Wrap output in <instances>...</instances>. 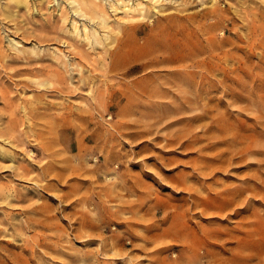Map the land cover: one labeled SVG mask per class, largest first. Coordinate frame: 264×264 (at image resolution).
<instances>
[{
    "label": "rangeland",
    "instance_id": "rangeland-1",
    "mask_svg": "<svg viewBox=\"0 0 264 264\" xmlns=\"http://www.w3.org/2000/svg\"><path fill=\"white\" fill-rule=\"evenodd\" d=\"M177 1L106 40L156 50L105 72L102 50L66 48L81 65L66 81L6 66L8 34L50 24L75 41L66 24L0 16V128L19 127L0 161V264H264V0Z\"/></svg>",
    "mask_w": 264,
    "mask_h": 264
},
{
    "label": "bare ground",
    "instance_id": "bare-ground-1",
    "mask_svg": "<svg viewBox=\"0 0 264 264\" xmlns=\"http://www.w3.org/2000/svg\"><path fill=\"white\" fill-rule=\"evenodd\" d=\"M176 1L177 0H5L4 5L2 7L0 6L1 7L0 16L3 17L4 19L9 20V21H13L14 19H17V21H15V22L13 21L15 25L20 24L24 20L28 21V19H27L28 16L31 18H35L36 15H41V16L43 15V17L45 19L46 18V16H45L46 12L45 11L51 10L50 18L51 19L53 18L52 20L54 21V23L56 25H57V23L66 24L67 28H63V29H66L65 33L67 32L66 33L67 35L69 34L70 36L76 38L75 41H70V40L64 39L62 36H60L58 33L55 32V25H50V24H47L48 26H46L43 29L42 28H39L37 30L32 29L31 31L26 32V33H25V31H22V37H19L18 35L11 36V34H8L7 35V38H8L7 42L10 46V48H9L10 51H8V53H11L12 55L14 54L15 56H13V58H14V60L16 59L17 61L9 62L8 64H6V66H9V68H8L9 70L14 71V72L12 71V73L10 72L12 74L11 76H17L22 71H26L28 73L30 72V73L36 74V75L37 74H44V73H46V74L52 73L56 76H59V80L63 81V80H65V74L70 72V70L73 69V71H74V68H76V67H77V69L81 70L80 63H77V62L73 63V61L66 54L65 49L66 48L71 49L72 54L75 55V58L78 57L79 59H86V58L90 57V53L87 52L88 49H92V48L94 49L95 48L97 50L98 49L102 50V52H104V54H105L103 59L106 61L107 60L109 61L108 65L104 69L105 72L118 70L119 68H126V66L131 62L130 56L133 53L136 54L138 52L140 55L146 56L148 53H151L152 51L156 50L157 46H155V44L153 42H149L147 44V46H145V45L144 46H138V45H136V43L134 41H130L129 39H127V40L120 42V43L117 42L116 46L112 50L111 49L108 50L110 47L107 48L109 43L106 42V40L113 38L112 32L114 31V29H117L118 27H120L119 30L120 29H123L124 31L130 30L133 33H138L143 28L140 29V27H138L136 25H131V23H133L135 21V18L143 17L145 15V13L149 12V11H153L154 13H162L164 11L165 6L170 5L171 3H175ZM181 1H183V0H181ZM184 3H185V1H184ZM256 11H257L256 14L264 16V8H257ZM52 12H56L59 14L57 16V15L52 14ZM170 13L172 14L171 11H170ZM49 14H50V12H49ZM173 14H174V12H173ZM118 15H119V18L116 17ZM20 18H22V20H20V23H18ZM177 18H178L177 16H169V17H167V20L175 21V20H177ZM45 20L47 21V19H45ZM126 22L130 23V24L126 25ZM28 23H30V22L28 21ZM0 30L5 32L3 27H2V29L0 28ZM16 31H18V29H16ZM130 34H131V32H130ZM17 38H21V40H16ZM52 40L54 42L50 43L49 41H52ZM44 42H49L50 44H43ZM192 43H193V41H192ZM52 44H56V45L52 46ZM59 44L62 46H60ZM26 45H30V47H26ZM86 46L88 47L87 50L85 48ZM59 47H62L63 49H61ZM0 49H2L1 45H0ZM104 49L106 51H104ZM11 51H14V53H12ZM40 51L51 52V56L53 57L54 61H57L58 66H56V62L55 63L54 62L42 63V62H38V61H29L28 60L29 56H31V55L35 56V57L38 56ZM176 54H180V52L176 51ZM2 56H3V54L0 52V61L1 60L3 61V59H1ZM170 57L171 56L165 57L167 59H165L163 57L164 58L163 60L167 61L168 63L169 62H173V63L176 62L174 60V58H170ZM180 57H183V56H180ZM8 58H10L9 55L6 59H8ZM177 58H179V57H177ZM182 59L185 60L184 57ZM9 60L10 59H8L7 61H9ZM24 60H26V62ZM27 60H28V62H27ZM179 61H181V59H179ZM86 62H88V61H86ZM26 64L31 65L32 67L29 69H26V68L23 70L20 69L18 71L15 69L19 65L21 68L26 67L27 66ZM27 67H30V66H27ZM62 71H64L63 74H62ZM80 77H81L80 80L82 82L86 81L85 79H83L82 75H80ZM60 84H63V83H60ZM0 97H2V96H0ZM4 100L5 99L3 98V103H6V102H4ZM257 120H258V118H257ZM8 122L10 124L7 127L0 128V139H2V137H3V139L0 140V142H1L0 143V161H3L2 158L4 159L6 156H8V152H7L8 150H6V147H5L6 143L4 142V138H11V143L15 142V141H13L14 139L15 140L18 139V138H16V134L18 133L17 130L19 128V127H17L18 121L16 122V120L14 119V121L12 120L11 122L10 121H8ZM49 124H50V121H49ZM34 126L36 127V125H34ZM49 132H51V131H49ZM52 134H53V132H52ZM41 141H42V139H41ZM54 141H55V139H54ZM16 142H18V141H16ZM49 142H51L50 144H52V143L56 144L55 142L52 141V139H51V141H48V144H49ZM44 143L46 144V142H44ZM47 146L50 147L49 145H47ZM45 151H48V150H45ZM53 154H55V153H53ZM62 162H66V161H62ZM16 171H17V173H22V175L29 173L28 167H26V166H18V168H16ZM68 171H70V170H68ZM64 174L67 175L66 173H64ZM63 177H65V176H63ZM226 189H227V187H226ZM235 195H236V193H235ZM221 198H223V197H221ZM232 198H233V196H232ZM225 203H226V201H225ZM228 203L229 202H227L226 204L229 205L230 203L229 204ZM228 208H229V206L227 207V209ZM251 236H253V235L251 234ZM200 241H201V239H200ZM106 251H108V250H106Z\"/></svg>",
    "mask_w": 264,
    "mask_h": 264
}]
</instances>
